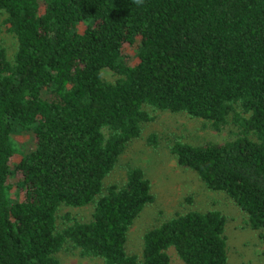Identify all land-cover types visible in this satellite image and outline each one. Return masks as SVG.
Wrapping results in <instances>:
<instances>
[{
  "label": "trees",
  "instance_id": "16d2710c",
  "mask_svg": "<svg viewBox=\"0 0 264 264\" xmlns=\"http://www.w3.org/2000/svg\"><path fill=\"white\" fill-rule=\"evenodd\" d=\"M2 31L15 48L0 37V264H62V251L171 264L170 250L229 264L219 210L178 212L147 229L141 256L127 251L156 200L151 181L138 166L105 181L155 119L149 108L237 129L170 150L264 238V0H0ZM88 205L89 221L60 213Z\"/></svg>",
  "mask_w": 264,
  "mask_h": 264
},
{
  "label": "rangeland",
  "instance_id": "374dc122",
  "mask_svg": "<svg viewBox=\"0 0 264 264\" xmlns=\"http://www.w3.org/2000/svg\"><path fill=\"white\" fill-rule=\"evenodd\" d=\"M0 37L6 42L10 51H13L14 37L7 31H2ZM105 75L112 78L110 71L106 70ZM149 110L155 119L144 125L142 136L129 144L115 169L105 181L106 184L125 181L127 171L131 166L142 168L151 181L156 200L145 207L131 226L127 251L141 256L144 233L147 229L162 220L173 218L178 212L219 210L227 217L229 264H264L262 231L251 228L248 216L233 200L224 192L208 188L195 171L181 166L170 150L176 140L192 144L225 142L236 137L237 129L232 126L223 131H217L211 128L205 120L193 118L185 112L174 113L152 108ZM152 134L158 137L156 146L148 141ZM27 138V135L17 134L14 137L15 142L18 143L16 146H22ZM26 145L23 146L24 149ZM93 211L94 205L63 206L60 213L70 212L82 221H89ZM60 225L63 226L62 220H60ZM169 254L171 264H185L174 250H170ZM59 258L62 264H105L101 259L81 257L67 251H62Z\"/></svg>",
  "mask_w": 264,
  "mask_h": 264
}]
</instances>
